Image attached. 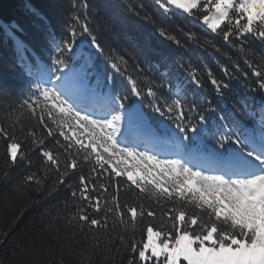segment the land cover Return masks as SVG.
<instances>
[{
	"label": "snow or ice",
	"instance_id": "obj_1",
	"mask_svg": "<svg viewBox=\"0 0 264 264\" xmlns=\"http://www.w3.org/2000/svg\"><path fill=\"white\" fill-rule=\"evenodd\" d=\"M70 9L60 38L49 26L47 60L35 53L29 59L31 49L17 35L22 22L0 24L27 77L17 97L0 89V100L10 101L0 104V179L31 167L29 153L40 158L11 190L27 196L35 188L32 203L67 193L45 212L57 222L54 230L49 225L53 246L75 264H264V54L251 47H264V0L127 5L120 23L151 26L189 55L188 45L208 52L211 64L199 53V65L178 63L183 78L168 69L154 77L131 52L113 49L89 0H71ZM28 11L47 23L36 8ZM185 22L200 30H186ZM103 30L120 39L113 23L105 20ZM205 77L219 102L203 95ZM236 79L258 105L228 106ZM125 186L141 202L122 203ZM60 221L71 226L66 235ZM10 232H0V248ZM52 264L67 262L61 256Z\"/></svg>",
	"mask_w": 264,
	"mask_h": 264
},
{
	"label": "trees",
	"instance_id": "obj_2",
	"mask_svg": "<svg viewBox=\"0 0 264 264\" xmlns=\"http://www.w3.org/2000/svg\"><path fill=\"white\" fill-rule=\"evenodd\" d=\"M136 0H89V3L95 9L91 13L97 24L98 30L104 35L111 47L121 54L127 50L137 57L145 71L150 70L154 77H160L161 72L168 69L170 75L175 78L184 77V73L178 67V63L191 59L196 65L199 61L196 59V53H199L208 60L212 59L208 52L188 45L190 52L177 50L174 45L160 38L151 31V26L135 27L131 23L125 25L120 20L127 15L126 6L135 4ZM71 0H0V24H8L13 20L22 22L24 26L23 33H17L25 44L31 49L29 59L32 53L43 60L51 51V45L48 39L49 26L57 38L64 34L66 18L70 13ZM36 8L43 16L47 17V23L39 17L32 16L28 11V6ZM113 23L116 30L120 33V39H113L111 35L103 30L104 21ZM186 24V30L192 29L199 31V26ZM211 38V37H210ZM251 47L257 54H264V47L259 43H253ZM234 59L238 60L243 66L244 60L238 53H232ZM221 62H225L221 57ZM100 67H107L103 61L98 62ZM131 63V61H130ZM159 66V67H157ZM214 67V66H213ZM101 71V70H100ZM103 72V71H101ZM217 76L222 74L216 69ZM27 77L22 65L18 62L17 53L11 40L4 42L0 36V89H7L13 97H17L24 87ZM251 81V77L249 78ZM188 96L191 100L193 96V86L188 84ZM196 98L201 99L199 92L195 93ZM203 95H207L214 103L219 102V98L213 90L212 85L204 78ZM249 93L245 91L241 79L231 82L230 91L226 93L228 106L237 103L240 100H247L248 103L258 105L259 97L256 100H249ZM10 101L0 100V104H7ZM223 107V104L220 105ZM6 115L4 109L0 107V119ZM4 151V142L0 139V171L4 168L2 159ZM32 164L31 167L23 164L12 170V174L7 181L0 179V232L11 229L9 234V244L6 248H0V262L2 264H52L61 256L67 264H75V260L67 253L61 252L58 247L53 246V231L57 222L46 212V207L56 204L58 199H62L66 192H61L57 199L45 202L32 203L36 195V189L30 188L27 196H21L14 193L11 189L23 179L28 171H35L40 164V158L34 153H29ZM126 186L120 189L121 202L128 203L141 202L137 199L134 191H126ZM146 205L147 201H143ZM179 206V205H177ZM152 207H156L152 203ZM167 207H172L171 204ZM60 230L62 235L71 231V226L60 221ZM52 226V230L49 229ZM14 238V239H13ZM139 234H138V237ZM15 252V255L13 254ZM121 255L124 257L123 250ZM94 264H102L97 258ZM119 264V262H117Z\"/></svg>",
	"mask_w": 264,
	"mask_h": 264
}]
</instances>
